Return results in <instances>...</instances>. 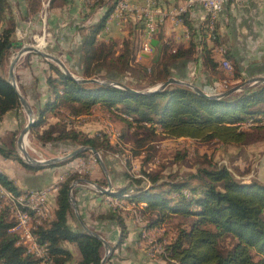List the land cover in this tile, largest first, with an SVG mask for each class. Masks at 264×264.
<instances>
[{"label": "trees", "instance_id": "1", "mask_svg": "<svg viewBox=\"0 0 264 264\" xmlns=\"http://www.w3.org/2000/svg\"><path fill=\"white\" fill-rule=\"evenodd\" d=\"M107 1H94L93 5H105V9L96 22L79 27L81 34L77 50L81 54V65L76 74L81 78L117 81L136 92L106 83H80L48 61L52 72L46 80L48 97L39 107L31 126V132L42 144L69 141L90 146L100 153L114 150L105 134L88 136L62 119L38 130L48 113L79 117L90 114L96 106L128 127L134 125L136 131L148 130L147 136L138 135L136 146L132 149L134 157L142 154L140 148L146 142L159 135L168 139L190 138L205 143L215 141L226 146H243L263 139L264 83L244 87L220 99L201 95L178 83H170L157 92L145 93L171 76L170 66L173 62L188 59L196 53L199 55L195 59L200 57L203 68L221 77L226 75L234 80L240 79L241 69L219 41L218 22L212 31H208L202 25L194 27L183 15L189 31L188 45L185 48H172L167 42H162L157 32V58L149 60L150 63H136L138 52L133 47L131 33L122 40L119 49L112 39H97L114 7L113 3L107 4ZM41 9V0H27L29 15L35 16ZM0 20L1 67L6 47L9 44L13 48L21 46V42L14 39L16 20L8 0H0ZM141 26L144 28L143 23ZM207 41L212 44L209 46ZM214 45H221L218 48L223 49V59L232 68L229 74L220 68L213 57ZM19 107L15 88L0 71V119L7 111ZM247 121H252V124L244 127ZM0 154L32 171L62 164L30 165L13 148L4 145H0ZM183 158L184 154H181L174 159L179 161ZM150 159L151 156H146L143 162ZM104 164L109 166L107 162ZM209 164L210 167H199L183 176H163L140 169V177L125 170L121 173L127 181L124 186L109 195L99 194L131 204L145 231L161 228L173 217L185 219L187 225H178L174 236L158 254L167 264H264V183L238 179L226 166ZM109 172L113 173L111 170ZM78 177L80 175L75 173L58 182L53 218L36 225L33 230L35 241L46 244L47 264H65L71 259V253L62 246L63 241L76 244L80 252V260L76 264L101 262L102 242L86 234L82 228L73 229L68 223L71 211L68 192L70 184ZM144 177L148 180L147 185ZM0 182L15 194L22 192L1 172ZM96 183L106 186L107 180L104 177L96 180ZM26 206L19 205V208L30 214L36 210ZM97 218L117 227L116 247L119 246L128 234L122 209L112 206ZM13 225L9 210L0 209V264H38L40 259L27 252L26 247L19 243L18 235L10 231ZM223 239H229L230 244L221 246Z\"/></svg>", "mask_w": 264, "mask_h": 264}, {"label": "crops", "instance_id": "2", "mask_svg": "<svg viewBox=\"0 0 264 264\" xmlns=\"http://www.w3.org/2000/svg\"><path fill=\"white\" fill-rule=\"evenodd\" d=\"M22 1L23 9L21 10L25 13V23H27L25 27H29L28 23L31 25L33 20H38L39 15H29L27 12V0ZM49 1L50 0H47L46 2L48 3ZM68 1L69 0H64L63 2L62 0V5ZM83 1L85 4L91 3V0ZM57 2L58 0H52L50 6L51 9L61 7V3L58 4ZM135 2L139 6L145 5V0H135ZM177 2H179V0H157L158 6L163 9V11H168L172 6L176 5ZM77 6V3H73L68 5V11L64 10L62 12H59V10L57 12L50 10V12H47L44 17L42 16L43 22H40L43 24L42 26L48 27L50 35H52V38L48 40L47 47H51V52L53 53L58 54L57 51L60 52L59 55L63 58L62 60L73 74L77 73L79 65H81V62H79L81 54L80 51L77 50L80 43V36L78 34L79 26L77 27V25L79 22H82V26L88 25L87 23L91 19L86 20L84 16H81V12L83 11L77 8ZM13 11L12 14L15 13V16H17L18 10L14 8ZM70 14H75L76 16H70ZM184 16L194 27H197L202 23L203 11L200 7L194 6L189 9ZM46 19L47 25H45ZM97 20L95 19L94 22ZM217 22L219 24L218 34L220 43L226 47L231 59H234L241 69L242 77L236 80L230 78V82H244L254 76H264V0H256L250 4L242 6L226 4L218 16ZM106 24L108 25V28H105L104 26L102 31L97 35V39L105 41L112 39L117 43V49H119L121 48L122 40L128 37L131 33L133 47L136 52H139L144 28L141 26L142 21L138 16H129L124 19L119 17L111 20L107 19L105 25ZM1 25L2 21L0 20V27ZM15 28L16 34L18 33L19 28ZM187 30L188 28L184 22L177 23L171 18H166L158 25L157 32L161 35L163 43L167 42L172 48H185L189 43V38H186L185 36ZM157 35H155V38H157ZM207 42L209 46L212 44L211 41ZM157 46L154 52L148 57L142 56L141 58H138L136 55L135 62L150 63L149 60L156 59L158 54ZM218 46L221 45H214L213 47V57L219 62L220 68H222L221 61L223 56L217 50ZM197 50L199 52L200 47H198ZM198 55L199 53H196L188 59H180L173 62L170 66V77L190 82L207 94H216L223 91L225 88L221 86V79L224 77L213 73L210 69L203 68L200 57L196 60ZM231 59L228 60L230 63ZM9 60L10 58H7V55L5 54L3 63L0 67L2 74L3 72L1 68L7 70L4 74L6 78L8 75L7 65ZM48 61L52 62L39 54L29 52L20 57L15 68V79L18 89L32 108L35 118L37 117L39 107L48 97L46 80L52 73ZM225 66L230 67L226 61ZM225 72L227 73V71ZM229 73L230 72L228 71L227 74ZM49 114L50 113L47 114L46 120ZM28 120V115L21 104L18 109L7 111L0 119V145L6 144H3L4 137L10 138L8 142L11 143V138L14 136V142L16 143L19 132ZM49 124L51 123L48 122L47 125ZM46 127L47 126H44V128ZM64 171V168H60L59 165L32 171L25 168L18 161L0 154V172L12 181V184L18 191H22L20 194H16L18 196L21 195L20 197H23L24 195L27 196V189L47 188L57 183L58 178L62 176ZM94 174H96V176L91 177L90 180L96 182V180L99 179L97 170L94 171ZM117 190H119V188H116L115 191ZM55 194L56 193L51 194L49 198L51 218L47 214L46 207H40L37 211H32V213H40L41 219L35 220L37 225L49 218H53ZM72 194L76 202L77 212L85 224L91 230L101 235L112 246L116 247L118 238L117 227L113 226L111 223L99 221L97 218L99 214L106 213L111 208L107 205L109 204V200L107 199H109L110 196L100 195L96 190H92L83 185H76L72 190ZM125 222L128 227L127 237L119 246L113 248L110 256L107 258L109 261L108 263L105 262V264H153L152 261L155 262L154 264H167V262L162 259L150 260L147 257L146 252H142V243L138 232L139 228L135 225L129 224L127 220H125ZM68 223L73 229L81 228L75 214V209L72 207L68 216ZM147 232H151V230ZM62 246L71 253V259L65 264H76L80 260V252L76 244L70 241H63ZM103 251H105V249L102 245V256L105 253ZM45 264L47 263L45 262Z\"/></svg>", "mask_w": 264, "mask_h": 264}, {"label": "rangeland", "instance_id": "3", "mask_svg": "<svg viewBox=\"0 0 264 264\" xmlns=\"http://www.w3.org/2000/svg\"><path fill=\"white\" fill-rule=\"evenodd\" d=\"M46 1L47 0H41L42 9L38 13L39 18L36 21L33 20L31 25L30 23H28L29 27H25V25L27 24L25 23V13L21 10L23 9V1H9L10 7L12 8L11 11H13L14 8L18 10L17 16H15V20L16 27L19 28L21 37L18 36V33L15 34L14 30V39L19 40L21 42V46L33 45L34 47L41 49L42 51L53 53L51 52V47H47L48 40L52 38V35H50L48 27L42 26L43 24L40 23L42 21V16L44 17V15L47 12H50V10H54V12H57L58 10L59 12H62L64 10L68 11V5L77 3V8L83 11L81 12V16H84L86 20L91 18L90 21L87 23L89 24L90 22H94L95 19L97 20L101 15L100 13H102V11L105 9V5H93L92 3L85 4L83 0H69L63 5L62 0H58L57 3H61V7L51 9L50 6L52 0H50L47 5L45 4ZM74 15L70 14V16ZM81 23L82 22H79L77 27H81ZM45 25H47V19ZM78 34L79 36L81 34L79 29ZM34 37H43L45 41L44 46L37 47L36 41H34ZM17 50L18 48H11L8 52H6L7 58L9 57L11 59ZM57 52L58 54H54L61 58V56L59 55L60 52ZM221 66L228 73V69L226 68L228 66L224 67L222 64ZM1 69L3 74H5L7 70H5L4 68ZM231 69L232 68H230L229 71H231ZM73 75L77 76V74ZM223 80L225 81V86L221 85L223 86V88H225L223 89V91H226L239 84H243V81L234 83L230 82V77L226 75L224 78L221 79V84ZM243 86L247 88L251 86V84L246 83ZM240 90H236L235 92H239ZM57 119H62V121L71 124L74 128L81 130L84 134L88 136H93L95 134H105V136H107V138L114 146V150H104L101 151V153L99 152L100 159L103 160L104 163L107 162L109 164V166H106L105 164L107 175L100 166L99 160L95 158L92 152L85 151V153L80 157H71L69 159H64L62 161L56 162L62 163L59 166L60 168H64L65 170L62 173V180H64L69 175H74L75 173L77 175H80V177L78 178L90 180L91 177L96 176V174H94V171L97 170L98 178L101 179L105 177L106 180L107 178H109L112 183L113 189L116 190V188L124 186L127 183V181L122 178L121 174L125 170L140 177H142V175L139 173L140 169H145L152 173H158L163 176H183L187 173L194 172L199 167H210L209 162H211L215 163L217 166H226L238 179L246 180L248 182L250 180H257L261 183H264V137L262 140L248 143L243 146H226L215 141L205 143L201 141L192 140L190 138L168 139L159 135L154 140H149L148 142H146V144L140 148L142 154L138 157H134L132 155V149H134V147L136 146V140L138 138V135L147 136L148 130L138 129L136 131L134 125L133 127H128L125 123L117 120L112 116V114L108 113L107 111L98 106L94 107L90 114L82 115L79 117H66V115L64 117L61 115L55 116V114L52 115L50 113L47 117V120L45 119L46 122L42 126H40L38 130H42L44 126H47L48 122H56ZM251 124L252 121H247L243 126L245 127ZM3 139V144L6 143L4 144V147L13 148L16 154H18V156L21 158L22 154L18 149L16 143L13 141L15 139L14 136H12L11 138V143L12 141L14 142L13 146L10 142H8L10 138L4 137ZM27 140L28 144L26 149L28 150L29 155L35 159L62 157L74 150L75 148L81 146L76 145L74 143H70L69 141H60L43 145L35 137V134L31 132V129L27 136ZM181 154H184V158L182 160L177 161L176 159H174L176 156ZM146 156H151V159L146 162H143ZM109 170L113 171V173L111 174ZM144 180L146 182L145 184H148V180L146 178ZM76 185L87 186L90 189L95 190V188L86 181L79 182ZM107 200H109V204H107L108 206H119L122 209V212L124 213L127 222L139 228L138 232L140 241L142 243V252H146L147 257L150 260H160L158 254L163 250L164 245L168 243L174 236V230L176 229V227L180 224L187 225L185 219L180 217H173L168 220V222H166L165 225L161 228H155L152 229L151 232H147L143 229V223L140 222L139 216L135 212L131 204L127 203L125 200L119 201L118 199H115L113 197H110ZM39 208L37 207L36 211ZM229 244V239H223L221 240L220 245L225 247ZM152 263L154 264L155 262L152 261Z\"/></svg>", "mask_w": 264, "mask_h": 264}, {"label": "built area", "instance_id": "4", "mask_svg": "<svg viewBox=\"0 0 264 264\" xmlns=\"http://www.w3.org/2000/svg\"><path fill=\"white\" fill-rule=\"evenodd\" d=\"M94 1L96 0H91V3ZM253 1L256 0H179V2L172 6L168 11H163V9L158 6L157 0H145L144 6H139L135 0H109L107 1V4L113 3L114 5L109 20L116 17L125 18L127 16L136 15L142 21L144 25V34L140 50L137 54V57L141 58L145 54L151 55L154 52L151 46V40L155 38L158 25L166 18H171L177 23H183V15L192 7L198 6L203 11V20L198 26L202 25L207 28L208 31H212L214 24L218 21L220 12L226 4L246 5ZM105 28H108L107 24L105 25ZM18 36L21 37L19 29ZM185 36L186 38H189L188 30L186 31ZM37 39V37H34V41ZM217 50L220 53L223 51L221 48H217ZM221 64L225 67V59H222ZM226 68L229 71V67ZM224 83L225 81L223 80L222 85L225 86ZM62 178L63 176H60L58 182L62 180ZM58 182L47 188L27 189V196L23 197V200L32 203L34 206H38V208L46 207L47 214L51 217L49 198L51 194L56 193ZM4 208L9 210L10 216L14 220V225L10 228V231L15 232L18 235L19 243L26 247L27 252L40 259L38 264H45V257L48 253L46 244H39L37 241H34L33 234V230L35 229L34 220L41 219V217L38 216V213L25 214L19 211L15 206V200L0 191V209Z\"/></svg>", "mask_w": 264, "mask_h": 264}, {"label": "water", "instance_id": "5", "mask_svg": "<svg viewBox=\"0 0 264 264\" xmlns=\"http://www.w3.org/2000/svg\"><path fill=\"white\" fill-rule=\"evenodd\" d=\"M157 44H158V40L156 38H153L151 40V46H152L153 51L155 50ZM11 48H13V47L11 46V44H9L6 47L5 53L8 52ZM29 52H33V53L39 54L42 57H44L45 59H48V60L54 62L65 74H67L68 76H70L71 78L75 79L76 81H78L80 83L99 82V83L110 84V85H113V86H116V87H122L125 90L130 91V92H136V90H134V89H132V88L120 83V82H117V81H99L96 78H81V77H78V76H74L70 72V70L67 68V66L64 63V61H62V59L59 58L56 54L42 51L41 49H38V48L34 47L33 45H22L21 47H19L18 50L14 53V55L10 59L8 65H7L8 66V75H7L6 79L15 88V90H16V92L18 94L19 102H20L21 106L24 108V110L26 111V113L28 115V118H29L28 122L21 129V131L19 132V135H18V137L16 139V145H17L18 149L20 150V152L22 154L21 158L23 159V161L25 163H27V164H30V165L48 166L50 164H54V163L62 161L64 159H69L71 157H74L78 153L85 152V151H90L95 156V158L99 160L100 166L102 167L103 171L107 175L106 166H105L103 160L100 159L99 152L97 150H95L94 148L90 147V146L81 145V146L75 148L74 150H72L71 152H69L68 154H66L65 156L52 157V158H48V159H35V158H32L29 155V152L22 146L23 138L26 137L29 134L31 126H32V124L35 121V117H34L33 110L30 107L29 103L27 102V100L24 98L23 94L18 89V86H17V83H16V79H15V68H16V65H17L20 57L23 54H26V53H29ZM144 56L148 57L149 54H145ZM170 83L183 84V85H186V86L192 88L194 91H196L197 93H199L201 95L207 96L209 98L220 99V98H224V97L229 96L230 94H232L236 90H240V89L244 88L243 85L246 84V83L251 84V85H254V84H257V83H264V76L251 77L248 80L244 81L243 84H239L237 86H234V87H232V88H230V89H228L226 91H223V92L217 93V94H207L202 89H200L199 87L193 85L190 82H185V81H182V80L174 78V77H169L167 80L157 84L155 87L149 88L148 90L145 91V93L157 92V91L165 88ZM82 181H86L89 184H91L95 188V190L98 193H100V194L109 195V194L115 192V190L113 189L112 183L109 180V178H107V185L105 187L97 184L96 182H94L92 180L78 178V179H75L74 181H72V183L70 184L69 192H68V199H69L70 206L75 209V214H76L77 220H78L82 230L86 234H88L90 236H93V237L99 239L102 242V245H103V247L105 249V253H104V255L101 258L100 264H105L107 258L110 256V254H111V252L113 250V246L109 242H107L101 235H99L95 231L91 230L85 224V222L83 221V219L81 218V216L77 212L76 202H75L73 194H72V189L76 186L77 183L82 182Z\"/></svg>", "mask_w": 264, "mask_h": 264}, {"label": "bare ground", "instance_id": "6", "mask_svg": "<svg viewBox=\"0 0 264 264\" xmlns=\"http://www.w3.org/2000/svg\"><path fill=\"white\" fill-rule=\"evenodd\" d=\"M47 4V2H46ZM45 43L44 41V38L43 37H40L36 40V46H43V44ZM230 70V68H229ZM155 87V86H154ZM28 136V135H27ZM27 136L23 138V142H22V146L26 149L27 147V144H28V140H27ZM27 150V149H26ZM28 151V150H27ZM0 191L2 193H4L5 195L9 196L11 199H14L15 200V206L16 208L25 213V214H30L27 210H23V209H20L19 208V205H27L26 207H30L32 209H35L37 208L38 206H34L32 203H29V202H26L23 200V197H26L25 195L23 197H20V196H17L13 191L9 190L8 188H6L5 186H3V184L0 182ZM31 214H36V213H31ZM38 216L40 217V213H38ZM36 220V219H35ZM35 220H34V228L35 226L37 225L35 223ZM34 241H35V237H34ZM47 248V247H46ZM47 255V254H46ZM46 259V257H45Z\"/></svg>", "mask_w": 264, "mask_h": 264}]
</instances>
